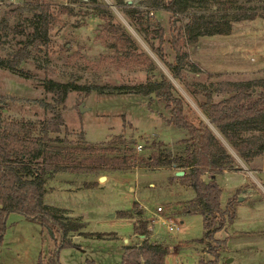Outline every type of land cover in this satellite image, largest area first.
<instances>
[{
  "label": "rangeland",
  "instance_id": "obj_1",
  "mask_svg": "<svg viewBox=\"0 0 264 264\" xmlns=\"http://www.w3.org/2000/svg\"><path fill=\"white\" fill-rule=\"evenodd\" d=\"M40 2L48 3L52 10L63 6L67 11L53 16L47 46L30 48L18 64L27 75L0 68L1 115L36 121L58 113L62 119L58 132L48 134L59 138L50 143L61 146L64 154L59 168L45 175L43 202L52 206L58 217L78 222L80 227L68 232L75 244L57 250L59 264H121L122 245L138 243L143 237L134 233V220L142 209L147 217L141 215L149 231L147 238L167 245L165 264H194L200 246L211 257L206 245L213 239L207 238L204 244L200 241L204 231L202 216L196 212L200 206L195 197L176 201L168 186L175 180L172 171L144 163L106 167L95 161L100 156L121 153L183 151L187 131L168 121V109L153 91H136L168 74L164 63L150 50L156 46L151 29L157 23L166 39L162 45L164 57L171 60L166 42L168 15L153 4L154 0H0V55L16 49L17 42L25 38L29 31L26 19ZM241 3L227 11H216L204 0L190 6L196 13L210 15L215 22L242 11L254 13L252 19L232 20L225 35L199 36L195 43L185 44L188 59L198 70L185 65L186 83L171 82L173 93L182 98L184 111L192 118L199 114L196 104L201 98V83L218 88L225 80H264V2ZM14 7L21 8V16L2 21L5 12ZM127 9H134L136 15L132 18L125 13ZM139 16L141 21L135 19ZM12 27L19 31H12ZM47 77L78 87L70 89L62 103H55L41 85ZM85 86L89 87L87 91L81 88ZM191 88L195 92H190ZM262 88L257 85L253 90ZM211 95L216 100L223 94L212 90ZM41 101L48 102V106ZM212 129L228 150L227 171H233L218 177L220 201L233 196L234 206L239 201L237 196H243L240 191L246 182L256 185L257 193L237 208L232 221V227L242 231L244 242L239 256L235 254L237 264H264V149L249 155L244 164ZM240 132L246 136L259 134ZM261 135L264 144V131ZM100 175L108 178H98ZM119 210L125 215L118 214ZM166 214L172 217L169 222L178 224L177 229L169 231L163 223H157ZM213 224H220L218 218ZM59 239L58 234L51 235L37 221L10 211L0 242V264H36L37 255L47 257ZM218 250L216 261L210 264H223L229 257L226 251H220V245Z\"/></svg>",
  "mask_w": 264,
  "mask_h": 264
},
{
  "label": "trees",
  "instance_id": "obj_2",
  "mask_svg": "<svg viewBox=\"0 0 264 264\" xmlns=\"http://www.w3.org/2000/svg\"><path fill=\"white\" fill-rule=\"evenodd\" d=\"M204 1L214 6L216 11L236 8L243 4L241 2H264V0ZM193 2L202 0H154L153 4L168 15L166 42L172 58L166 60L164 57L162 45L166 39L162 28L155 23L154 29L151 30L156 37V46L150 50L164 63L168 74H162L159 80L149 81L147 87L136 90L143 94L153 91L168 109V121L187 131V136L182 140L185 144L183 151L177 154H173L169 149L148 152L146 155L121 153L100 156L95 161L106 167L144 163L185 168L178 177L193 190L195 201L200 206L197 212L202 216L204 229L202 238H212L214 241L206 245V251L211 257L206 259L199 257L195 264H210L216 261L218 245L224 242V239L213 238L212 235L224 222H231L235 214L233 196L227 197L224 205H220L221 189L213 175L222 168L229 167L230 162L228 150L212 128L219 132L243 162L249 155L263 150L261 133L264 131V88L256 91L253 87L257 85L264 87V80H225L218 88L201 83V98L196 104L199 114L197 112L192 118L184 111L182 98L172 91L174 86L171 79L186 83L183 70L185 65L198 70L194 62L188 59L185 44L195 43L199 36L225 35L231 29L232 20L254 17L253 11H242L237 13V16L233 14L230 19L215 22L214 19H210V15L194 12L190 7ZM35 8L36 10L26 19L29 31L25 38L17 42L16 49L6 52L4 56L0 55V68L27 75L18 64L29 54L30 48L39 50L47 46L53 16L67 11L63 6L52 10L50 5L44 2L38 3ZM125 13L132 18L136 15L134 9H127ZM17 14L21 16V8L8 9L1 20L6 21ZM135 19L141 21L142 16ZM12 31L19 30L12 27ZM41 83L43 89L51 93L53 102L59 104L64 101L70 89L78 87L77 84L50 77L44 78ZM81 88L87 91L89 87ZM212 90L223 95L214 100ZM190 92H195L194 88H191ZM42 103L45 106L49 104ZM2 104L0 100V242L5 228V217L8 212L15 211L27 219L37 221L51 235L53 232L59 235L60 239L53 251L49 252L47 257L39 253L36 259V264H59L56 258L57 250L63 245H74L75 243L68 238V232L80 227L78 222L64 221L58 217L52 206L43 202L45 175L59 168L62 164L60 159L64 154L61 146L50 143L59 138L48 134L58 132L62 119L58 113L36 121L7 119L1 115ZM242 130L258 131L259 134L246 136L240 132ZM118 214L125 215V212L119 210ZM137 216L138 218L134 220V232L143 237L138 243L122 245L121 264H165L166 247L148 240L149 231L146 220L141 218L140 210L137 211ZM216 218L220 224H213Z\"/></svg>",
  "mask_w": 264,
  "mask_h": 264
},
{
  "label": "crops",
  "instance_id": "obj_3",
  "mask_svg": "<svg viewBox=\"0 0 264 264\" xmlns=\"http://www.w3.org/2000/svg\"><path fill=\"white\" fill-rule=\"evenodd\" d=\"M243 162V161H242ZM244 164H245V162H244ZM245 168H247V167H245ZM160 169H162V170H166V171H172L171 172V175H173L174 174V176H175V178H173V179H175V180H173V181H169V182H173L172 184L170 183H168L169 185V187L172 189V191H173V195L175 196V198L177 199L176 201H179V200H183V201H185V200H190V199H192L193 197H194V192H193V190L186 184V183H183L179 178H176V173H175V171L177 170V169H175V167L174 166H171V167H162V168H160ZM171 169V170H170ZM155 170H158V168L157 169H149L148 171H155ZM227 172H233V171H227V168L225 169V168H222L220 171H218V172H216V173H214V179L216 180V182L218 183V185H219V187H220V189H221V186H220V183L218 182V180H219V176L221 175V174H224V173H227ZM166 176H169V173L168 174H166ZM104 178H108V175H104ZM179 181V182H178ZM182 182V183H181ZM237 187V186H236ZM236 187H234V188H236ZM230 190V189H229ZM241 193H242V197L239 195V196H237L238 198H237V200H239L236 204H234V211H235V215L237 214V208L239 207V206H241V205H244V204H247V202H248V199H250V197H252L253 198V196L255 195V193H257V191H256V185L254 184V185H252L251 183H245L244 184V188H243V190L242 191H240ZM229 193H227V195H228ZM260 196V195H259ZM227 197L228 196H226L225 197V199H224V201H220V205L221 206H223L224 205V203H225V201H226V199H227ZM260 198H258V200H259ZM249 201H251V199L249 200ZM140 204V203H139ZM49 205V204H48ZM141 205V204H140ZM142 207V206H141ZM160 206H158V208H159ZM178 208V207H177ZM142 209V208H141ZM160 209V208H159ZM178 210V212H180V208H178L177 209ZM187 212L189 211V210H186ZM141 215H143V217H144V219H146L147 217H146V215H145V213H144V211H143V209L141 210ZM197 212V211H196ZM199 213V212H198ZM235 215H234V217H235ZM142 217V216H141ZM159 218L161 217V215H159L158 216ZM170 218V219H172V217L170 216V214H166V216H163V217H161L162 219H160L161 220V222L159 221H157V223H163L164 225H165V223H164V221L163 220H165V218ZM234 217H233V219H232V221H234ZM136 218H138V216H136ZM152 218V217H151ZM153 219H154V217H153ZM232 221L231 222H226V223H224V225L220 228V229H218V230H216L214 233H213V235H212V237H214V238H217V239H224V242L223 243H221L220 244V251H226L227 253H226V256H230L231 257V262L233 263V264H237V257H235V254L237 255V256H239L238 255V252L240 251V249L242 248V245H243V243L244 242H242V236H241V233L240 232H242V231H238V229H235V228H233L232 227ZM175 225H176V228L175 229H177V227H178V224L177 223H175ZM151 226L153 227V222H152V224H151ZM166 227V226H165ZM135 233V235H137V236H139V237H142V235L141 234H138V233H136V232H134ZM247 233H249V232H247ZM152 234H153V232L152 233H150V237H152ZM149 235V234H148ZM148 239H149V241H150V238H149V236H148ZM152 240H153V238H151ZM123 240L125 241V240H127L125 237H123ZM207 240V238H200V241H201V243L202 244H204V242ZM157 242L158 243H161V241H159L158 239H157ZM207 242H208V240H207ZM154 243H156V242H154ZM163 246H165L164 245V243L162 244ZM201 245V244H200ZM166 247V252H167V245L165 246ZM202 246H200L199 247V249H200V253L198 254V257H197V259L199 258V257H203V258H210V256L208 257V256H206V252H205V250L202 248ZM122 251H123V249L121 248V254H122ZM196 259V260H197ZM196 263V262H195ZM194 263V264H195ZM223 264H227L226 262H225V259H224V263Z\"/></svg>",
  "mask_w": 264,
  "mask_h": 264
},
{
  "label": "built area",
  "instance_id": "obj_4",
  "mask_svg": "<svg viewBox=\"0 0 264 264\" xmlns=\"http://www.w3.org/2000/svg\"><path fill=\"white\" fill-rule=\"evenodd\" d=\"M140 146H139V144L137 145V148H139ZM154 222L156 221V220H153ZM164 221V223H165V226H166V228H167V230H169V231H171V230H173V229H175L176 228V225H175V223L174 222H169V221H171V219L170 218H165V220H163Z\"/></svg>",
  "mask_w": 264,
  "mask_h": 264
},
{
  "label": "water",
  "instance_id": "obj_5",
  "mask_svg": "<svg viewBox=\"0 0 264 264\" xmlns=\"http://www.w3.org/2000/svg\"><path fill=\"white\" fill-rule=\"evenodd\" d=\"M151 95H153V92H151ZM79 109H82L81 104H79ZM175 173H176L177 175H180V174L183 173V171H182V170H176ZM102 176H103V175H100L98 178H101ZM225 262H226L227 264H233V263L231 262V257H230V256L225 258Z\"/></svg>",
  "mask_w": 264,
  "mask_h": 264
},
{
  "label": "bare ground",
  "instance_id": "obj_6",
  "mask_svg": "<svg viewBox=\"0 0 264 264\" xmlns=\"http://www.w3.org/2000/svg\"><path fill=\"white\" fill-rule=\"evenodd\" d=\"M103 178H104V176L101 177V179H103Z\"/></svg>",
  "mask_w": 264,
  "mask_h": 264
}]
</instances>
